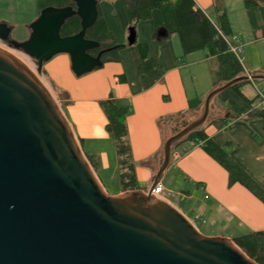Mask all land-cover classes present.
Returning a JSON list of instances; mask_svg holds the SVG:
<instances>
[{
	"label": "water",
	"instance_id": "obj_1",
	"mask_svg": "<svg viewBox=\"0 0 264 264\" xmlns=\"http://www.w3.org/2000/svg\"><path fill=\"white\" fill-rule=\"evenodd\" d=\"M71 1L74 6L43 8L29 25V37L9 42L36 65L0 45V264H258L232 239L200 232L151 189L169 166L173 145L204 124L212 100L240 81L264 75L244 74L211 89L195 118L184 120L163 142L147 192L109 194L38 74L59 53L69 55L76 76L103 65L102 51L87 52L98 43L85 38L98 0ZM74 15L80 30L60 36ZM10 33L0 23V40ZM126 40L135 43L134 27Z\"/></svg>",
	"mask_w": 264,
	"mask_h": 264
},
{
	"label": "crops",
	"instance_id": "obj_2",
	"mask_svg": "<svg viewBox=\"0 0 264 264\" xmlns=\"http://www.w3.org/2000/svg\"><path fill=\"white\" fill-rule=\"evenodd\" d=\"M193 1L196 8L211 20L214 19L209 12H214L216 19L218 0ZM256 1L258 5L243 6L240 13L244 18L242 26H229L230 33L237 35L241 44L242 34L248 36L246 44L257 41V30L264 38V12L261 9L264 2ZM98 7L114 40L127 45L119 52V61L106 62L76 76L71 70L69 55L59 53L43 63L45 79L42 80L51 90L59 91L62 112L84 156H90L96 163L94 173L101 179H98L100 183L111 184L117 179V159L99 101L113 95L129 103L131 111L126 117L128 139L139 189L147 192L152 186L163 144L159 121L180 116L195 118L198 111L189 109V102L203 101L214 88L211 62L215 58L208 56L205 50L184 54L176 34L166 37L159 30L162 39L155 38V27L162 24L163 17L159 9H154L151 18L138 22L135 30L136 41L139 39L147 44V56L156 60L159 77L142 73L138 47L129 45L126 40L129 23L122 0H98ZM242 66L249 75H264V62L251 66L253 71H249L243 62ZM242 87L240 91L244 95ZM221 97L230 101V108L221 99L215 101L217 114L222 113L225 120L216 119L205 132L220 147L229 145L230 157L264 189V119L248 118L249 107L240 105L241 98L235 92L222 93ZM227 114H230L229 118H226ZM159 183L164 188L159 198L182 212L202 233L190 216L208 226L211 232L223 227L229 231L208 235L230 239L240 235L237 233L242 232L240 230L264 229V203L239 183L228 186L227 171L199 145L182 141L173 147L170 164ZM184 183L191 185L192 191L184 190ZM172 185L178 188L176 198L193 200L184 210L168 198Z\"/></svg>",
	"mask_w": 264,
	"mask_h": 264
},
{
	"label": "trees",
	"instance_id": "obj_3",
	"mask_svg": "<svg viewBox=\"0 0 264 264\" xmlns=\"http://www.w3.org/2000/svg\"><path fill=\"white\" fill-rule=\"evenodd\" d=\"M122 2L129 27L135 28L138 22L150 19L151 12L154 9H159L163 17V22L161 25L155 27V38L162 39L159 35L160 31H163L166 37L170 34H176L184 54L197 50H205L208 56L214 57L217 67L211 71L213 87L245 74L242 64L229 51L221 35V33L224 36L231 34L227 13L224 8H216V19L211 20L204 12L196 8L193 0H122ZM68 5L74 6L71 0H37L39 12L48 6L64 7ZM244 5L246 8H250L258 5V2L256 0H244ZM261 9L264 12V6H261ZM79 30L80 19L74 15L65 21L59 34L65 37L74 35ZM85 38L98 43L97 47L89 49L87 52L92 56H96L102 51L101 60L103 64L119 61L118 51L124 48L125 45L115 43L112 33L108 30L103 20L99 7H97V18L95 22L85 31ZM134 44L138 47L141 56L139 70L142 73L158 78L159 73L156 70L157 62L155 59L147 56V44L136 43V41ZM40 73L44 74V71L41 70ZM250 82V80L240 81L231 86L230 90L247 102L249 109L246 114L248 118L264 119V104L259 107L257 106L260 100L259 95L256 94L253 98L248 99L240 91L242 86ZM218 99L224 101L230 108V101L228 99H223L221 94L215 97L212 100V108L204 124L188 133L176 142L173 147L182 141L199 144L207 155L227 171L228 186L239 183L264 203V189L230 157L229 145L227 147H220L205 132L206 128L216 119L220 118L225 120L222 113L217 114L215 101ZM202 102V100H192L189 102V109L199 112ZM99 106L107 120L106 130L115 144L118 188L109 191L107 186L110 184H104L102 181L101 184L106 192L112 195L139 189L135 173V162L131 153L126 125V117L131 111L130 105L127 101L110 95L108 98L100 100ZM180 118L178 121L175 118L161 119L159 121L163 142L176 129L182 127L184 120H190V118L187 119L185 116H180ZM86 159L96 173V163L90 156H86ZM98 179L101 180L99 177ZM232 240L249 258L258 264H264V229L236 235L232 237Z\"/></svg>",
	"mask_w": 264,
	"mask_h": 264
},
{
	"label": "rangeland",
	"instance_id": "obj_4",
	"mask_svg": "<svg viewBox=\"0 0 264 264\" xmlns=\"http://www.w3.org/2000/svg\"><path fill=\"white\" fill-rule=\"evenodd\" d=\"M259 1H262V3L264 2V0H259ZM243 6H244V0H218L217 1V7L224 8L226 10L230 28H231V24H236L237 27H240L243 25L241 20H244V18L240 15V13L243 10ZM209 13L212 15L213 19L215 20L214 12H209ZM38 15H39V11L37 7V0H0V23H4L8 27L11 28V33L9 35L8 40L6 41L0 40V45L9 51L23 55L24 57L28 58L31 62H33L34 65H36L35 60L29 58L26 54H24L20 50H16L12 48L9 45V42L11 40H14L16 42L25 41L29 37V34H30L29 25L30 23H32L33 20L37 18ZM261 36L262 35L261 33H259V30H257L256 37H258V40L253 43L246 44L248 36L242 34L243 41H242V53L240 54V58L243 64L246 67H248L249 71H253L252 70L253 68L251 66L258 64L259 62H264V38H262ZM114 41L116 44H122L116 40ZM136 43H141V42H139V39H138ZM124 45L127 46L125 43ZM121 50L122 49H120L118 53ZM211 65H212V68L215 69L217 67L216 61L214 60L213 62H211ZM38 74L41 76V79H45L42 73L38 72ZM48 89L52 93L53 97L55 98L57 104L59 105L62 111L63 102L60 100L61 95L58 93L59 91L51 90V88H48ZM228 91H231V90L228 89L223 93L225 94ZM242 91L244 95L248 97L249 99L253 98L258 92L264 93V80L256 79L254 80L252 84L244 85L242 87ZM239 103L240 105H243V106L248 105L247 102L244 101L242 98L239 100ZM107 187L109 191L116 190L118 188V180L117 179L112 180L111 184L108 185ZM171 187L173 190L172 192L168 194V198L171 201H174L177 205H179L184 210L186 208L185 206L186 205L188 206L189 204H191L193 200L192 199H188L186 201L179 200V198H176L175 196L176 192L178 191L177 186L172 185ZM182 188L184 190L189 189V191H192V186L187 183H184ZM190 219L199 227L201 231H203V233H205V235H208L211 233H217V232L222 233V234L229 233V231L228 230L226 231L224 227L220 228V230L218 231L215 230L211 232L208 226L201 224L200 222L195 220L192 216H190ZM240 231L242 232H237V233L242 234L245 232V230L244 231L240 230ZM247 232L248 231H246L245 233ZM210 236H215V235H210Z\"/></svg>",
	"mask_w": 264,
	"mask_h": 264
},
{
	"label": "built area",
	"instance_id": "obj_5",
	"mask_svg": "<svg viewBox=\"0 0 264 264\" xmlns=\"http://www.w3.org/2000/svg\"><path fill=\"white\" fill-rule=\"evenodd\" d=\"M223 39L225 40L227 46H228V49L229 51L235 55L237 57V59L240 61V63L242 64V60L240 58V54L242 53V44L240 42V38L237 36V35H229V36H224L222 33H221ZM247 75H249L247 72H246ZM259 95V103L257 104V106H262L264 104V93L263 92H258L257 93ZM193 145H199V144H195V143H192ZM164 191V188L163 186L157 182L155 184V186L151 189V194L157 198H159V195L161 193H163Z\"/></svg>",
	"mask_w": 264,
	"mask_h": 264
}]
</instances>
